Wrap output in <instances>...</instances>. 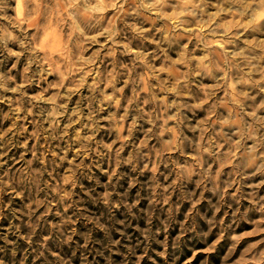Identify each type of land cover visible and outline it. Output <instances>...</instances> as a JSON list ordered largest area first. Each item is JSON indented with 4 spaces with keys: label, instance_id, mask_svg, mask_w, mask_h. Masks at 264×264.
I'll list each match as a JSON object with an SVG mask.
<instances>
[{
    "label": "rangeland",
    "instance_id": "rangeland-1",
    "mask_svg": "<svg viewBox=\"0 0 264 264\" xmlns=\"http://www.w3.org/2000/svg\"><path fill=\"white\" fill-rule=\"evenodd\" d=\"M0 264H264V0H0Z\"/></svg>",
    "mask_w": 264,
    "mask_h": 264
}]
</instances>
